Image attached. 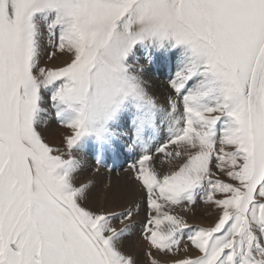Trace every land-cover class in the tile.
Instances as JSON below:
<instances>
[{
    "label": "snow or ice",
    "instance_id": "6c2138e0",
    "mask_svg": "<svg viewBox=\"0 0 264 264\" xmlns=\"http://www.w3.org/2000/svg\"><path fill=\"white\" fill-rule=\"evenodd\" d=\"M86 147L97 172L140 149L127 204L92 206ZM156 154L179 163L162 174ZM198 201L212 225L174 211ZM142 211L151 249L198 250L172 264H264V0H0V264H138L124 240Z\"/></svg>",
    "mask_w": 264,
    "mask_h": 264
},
{
    "label": "bare ground",
    "instance_id": "6f19581e",
    "mask_svg": "<svg viewBox=\"0 0 264 264\" xmlns=\"http://www.w3.org/2000/svg\"><path fill=\"white\" fill-rule=\"evenodd\" d=\"M68 61L67 56L58 57L55 59L53 64L55 66H62L65 62ZM161 74V73H160ZM153 77V76H152ZM146 81L149 87V90L160 100L161 103H163L164 98L169 94L167 86L163 85V80L161 79L159 81L155 80L150 77L148 74L146 76ZM166 82V81H165ZM166 84V83H165ZM42 134L47 138L49 142H57L60 140L64 135L61 132V129L58 128L57 123L53 121H49V123L46 126H42L41 128ZM59 142V141H58ZM134 152H128L126 156H120L113 167H110L112 165L111 159L109 158L105 167H100V170L97 172L96 164L93 159H95L94 150L91 147H86L83 151L77 152L76 156L81 161V169L75 176V182L77 185L81 183H89L91 182L93 188V194H94V200L92 203V206L94 208H108L111 209L119 203L120 205L127 204L133 197L131 195H124L125 193H135L137 191V185L132 177V173L129 170L128 164H122V160L125 158H129ZM162 158L161 156H156L153 158V165L157 168L159 172L162 174L168 173L162 166ZM130 161V159H127ZM127 161V162H128ZM123 165V166H122ZM111 184V190H108L105 185ZM117 195H120L121 198L117 200ZM176 211V210H175ZM183 215V214H181ZM189 224L192 225H199V226H207L205 222L200 220H195L194 218H191V216L185 217ZM143 219H144V213L143 211L141 214L137 217V223L136 225L141 224L143 225ZM135 228V227H134ZM134 231V230H133ZM132 231V232H133ZM141 236V237H140ZM147 242L143 239L142 235L135 231L124 240V251L132 254L138 261V264H144L145 261V255L142 254L145 247L147 248ZM145 252V251H144ZM185 255H192L195 256L192 252H187ZM184 256V255H183ZM160 260V264H168L167 259H165L163 256L157 257ZM169 260V259H168ZM171 261V260H170ZM173 261V260H172ZM172 264V262L170 263Z\"/></svg>",
    "mask_w": 264,
    "mask_h": 264
},
{
    "label": "rangeland",
    "instance_id": "374dc122",
    "mask_svg": "<svg viewBox=\"0 0 264 264\" xmlns=\"http://www.w3.org/2000/svg\"><path fill=\"white\" fill-rule=\"evenodd\" d=\"M49 51L51 50V49H48ZM58 57H62V55H60V54H57V56L53 59V60H51V61H49L48 59H47V56L46 55H43L42 56V63H48L49 65H51V66H55L54 64H53V62L55 61V59L56 58H58ZM150 75V77L151 78H153V79H155V80H158L159 79V81L162 79L163 81V85H165V86H167V89H168V91L170 92V89H169V87H168V83H167V79H168V74L165 72V73H163V74H160V73H156V72H153V73H150L149 74ZM153 76V77H152ZM166 81V82H165ZM166 83V84H165ZM168 92V93H169ZM58 125V128H60L61 129V132L64 134V135H62L63 137L65 136V135H67V134H70V130L69 129H67V128H64V127H61L59 124H57ZM63 137L60 139V140H58L56 143L55 142H50V143H52L53 145H57V146H59V145H61L62 144V141H63ZM164 138H166V134H161V140H163ZM155 146H156V144H153V146H152V151L154 152L155 151ZM134 153L136 154V158H134V160H133V162L138 158V155H139V153H140V149L139 148H136L135 150H134ZM126 154H128V152H127V150H125L122 154H121V156H126ZM162 156L163 154H156V155H154V158L156 157V156ZM94 161H95V159H93ZM121 160H122V162H124L123 161V159L121 158ZM162 164H161V166L167 171V172H170V171H172V170H174V167L175 166H177L178 165V163H179V161H168V160H166L165 159V157L163 156V158H162ZM128 162H130L131 163V160L130 161H128ZM106 168H108V167H106ZM222 179H226L225 177H221ZM176 210V211H175ZM174 211L175 212H177V213H179V214H183L185 217H188V216H191V218H194L195 220H200V219H202L204 222H205V224H207V226H210V225H212L213 223H214V221L216 220V218H217V216H218V209H216L214 206H212V205H208V204H205L203 201H198L195 205H188L187 206V210H185V208L182 206V207H180V208H176V209H174ZM137 223V222H136ZM142 227H143V225H141V224H139L138 223V225H136L135 226V228L133 229L134 231H135V229H136V233L138 232V235L139 234H141V232H142ZM132 230V231H133ZM133 231V232H134ZM132 232V233H133ZM141 237V236H140ZM143 237V236H142ZM147 242V241H146ZM148 243V242H147ZM149 250H151L152 252H153V254L156 256V257H161V256H163L165 259H167V261H168V264H170L171 262H172V260H174V259H176V258H180V257H182L183 255H185V253L183 252V250L180 252V253H178V254H176L175 256H173L172 254H161V253H158L155 249H151V246L149 245V244H147V248L145 247V249H144V251L142 252V254L143 255H145L146 256V252L147 251H149ZM189 251L190 252H192L194 255H198L199 253H198V250H196V249H194V248H192V246L189 244ZM188 251V252H189ZM169 259V260H168ZM171 260V261H170ZM144 261H145V263L144 264H148V257L146 256L145 257V259H144ZM166 264V263H165Z\"/></svg>",
    "mask_w": 264,
    "mask_h": 264
}]
</instances>
